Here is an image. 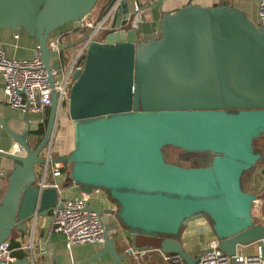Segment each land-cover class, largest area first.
<instances>
[{
	"label": "water",
	"instance_id": "water-1",
	"mask_svg": "<svg viewBox=\"0 0 264 264\" xmlns=\"http://www.w3.org/2000/svg\"><path fill=\"white\" fill-rule=\"evenodd\" d=\"M99 1L0 0V30L23 29L34 37L52 82L57 52L49 47L51 35L89 17ZM116 2L110 0L102 15ZM132 19L123 0L110 28L90 43L83 70L72 76L73 147L52 161L70 166L62 188L102 190L115 202V210L88 207L104 222L102 253L117 264L124 256L111 232L120 237L121 228L133 251L155 248L195 264L197 242L207 239L233 255L264 238V223L253 214L258 197L244 187L264 162L263 148L256 147L264 136V27L226 3L163 11L153 34L141 35ZM58 117L53 92L37 144L31 130L7 128L21 153L0 151L13 162L0 200V244L27 234L34 216H48L58 203V189H41L37 171L49 163L42 153ZM165 147L178 148L179 160L190 165L168 162ZM192 222H204L200 235L185 232Z\"/></svg>",
	"mask_w": 264,
	"mask_h": 264
},
{
	"label": "built area",
	"instance_id": "built-area-1",
	"mask_svg": "<svg viewBox=\"0 0 264 264\" xmlns=\"http://www.w3.org/2000/svg\"><path fill=\"white\" fill-rule=\"evenodd\" d=\"M122 1L117 0L115 5L100 17H91L90 15L76 22L78 24L75 28L77 39L85 35H88V38L72 48L68 63L59 64L58 62L66 44L73 43L76 38L73 37L71 42L68 41L67 36L49 40L50 49L57 52L51 61L52 82L39 52L30 59L9 58L5 48L0 44V76L4 80V93L10 106L20 110L25 115L45 112L52 104V93L56 92L59 102V116L62 112H66L70 100V88L73 84V74L83 70L85 54L90 43L98 39L104 29L110 28L116 7ZM160 1L162 0H146L144 3L151 6ZM130 12L133 14L132 27L138 28L142 12L141 2L134 0ZM255 23L264 27V0L259 4ZM54 143L55 134L51 144L42 153V156L49 163L40 166L42 177L39 180L41 189L48 187L58 189V203L50 212L53 228L55 231L65 234L68 248L86 243H104V222L100 215L88 207L94 208L90 201L98 198L100 190H94L91 194L82 193L76 198H68L63 195L62 184L59 180L68 176L70 166L63 162H52L58 156L55 155ZM115 209L112 206V210ZM36 218L35 215L34 220ZM250 245L254 247V251L243 253L242 247ZM32 247L33 242L29 245V248L32 249ZM42 249L45 250L46 247L43 246ZM127 252L136 253L132 246L127 248ZM161 257L165 264H188L178 253L166 254L161 252ZM18 261L12 253L11 241H3L0 244V263L18 264ZM25 264L36 263L29 261ZM195 264H264V238L248 245L238 246L233 255L226 253L219 247V242L213 240L203 248Z\"/></svg>",
	"mask_w": 264,
	"mask_h": 264
},
{
	"label": "crops",
	"instance_id": "crops-1",
	"mask_svg": "<svg viewBox=\"0 0 264 264\" xmlns=\"http://www.w3.org/2000/svg\"><path fill=\"white\" fill-rule=\"evenodd\" d=\"M126 1L131 10V5L134 0ZM138 1L141 2L142 12L139 27L137 29L141 35H146L159 31L160 19L163 11H176L187 4H199L201 6L213 7L221 3H226L246 11L249 18L253 22H256L259 4L262 0H162L161 4H154L151 6L144 3L146 0ZM109 2L110 0H100L96 8L92 11L93 14L91 13V17L102 16ZM77 26L78 24L74 23L73 26L68 25L54 32L50 37V41L61 37V35L70 29L77 28ZM67 36L69 42L72 41L73 37H75L76 40L78 38L76 34ZM0 44L5 48L9 58L30 59L39 52L38 44L34 37L23 29H19L18 31L1 29ZM45 116L46 111L25 115L20 110L10 106L4 93V80L0 76V151L14 152L16 154L21 153L18 144L14 141L7 128L17 134H24L27 130H31L32 137H34L33 131L44 122ZM70 137L72 138L71 141H73V123L65 112H62L58 117L55 129V140H57V143H54L55 152H58V154H67L69 152L67 151V146ZM36 141L37 139L34 137L32 144L35 145ZM63 143L65 148L62 146ZM12 168V160L0 155V200L8 186L6 176ZM40 170L41 167L39 166L37 168L39 180L42 177ZM249 177L250 184L254 188L253 193L258 195V199L254 204L253 214L257 216L259 222L264 223V164H259L256 171ZM65 179V177L60 178L59 182L62 184ZM99 192L98 198H94L102 199V205L99 209H112V206L115 207V202L110 199L106 192L102 190ZM81 194L82 193L77 190L74 184L67 188H63V195L65 197L76 198ZM32 221L33 223L31 222L29 226V232L27 234L20 232V237L16 239V242L21 244V247L12 250L13 255L17 257L18 260L28 259L29 261H34L36 264H117L111 253H102L104 243H86L68 248L65 234L55 231L50 214L45 217H37L36 220L33 219ZM201 224L204 225V222H192L189 228L185 229V232L190 236L200 235L197 232V227ZM120 231V237L117 236L116 231L111 232V236L115 240L117 254L124 256L122 264H165L161 257V252H166L162 250L148 248L144 250H135V254L127 252L129 246L133 248L131 237L125 228H121ZM31 242H33L32 249L29 248ZM199 242H197V244ZM209 242L205 243L203 248ZM43 246L46 247L45 250L42 249ZM52 251L55 252V261L51 255ZM193 253H195V251Z\"/></svg>",
	"mask_w": 264,
	"mask_h": 264
},
{
	"label": "trees",
	"instance_id": "trees-1",
	"mask_svg": "<svg viewBox=\"0 0 264 264\" xmlns=\"http://www.w3.org/2000/svg\"><path fill=\"white\" fill-rule=\"evenodd\" d=\"M96 8V7H95ZM68 25H71L73 26L74 23H70V24H67L65 25L64 27L68 26ZM62 27V28H64ZM62 28L56 30V31H59L61 30ZM55 31V32H56ZM75 33H77V31L75 29H70L69 31H67L66 33H64L63 35L61 36H67V35H75ZM68 37V36H67ZM69 43L66 44V46L68 45ZM71 50L72 48H65L62 53H61V56H60V59H59V64L62 63V64H66L70 61V57H71ZM48 116H49V109L46 110V116H45V120L43 123H41L39 125V127L33 131V136L36 137L37 141H36V144L40 141V139L43 137L44 133H45V130H46V125H47V122H48ZM71 137L70 139L68 140V146H67V151H70L73 147V141H71ZM167 147L164 148V151H166ZM55 155H59L58 152H55ZM21 247V244H19L18 242H16V240H11V249L14 250L16 248H20Z\"/></svg>",
	"mask_w": 264,
	"mask_h": 264
},
{
	"label": "rangeland",
	"instance_id": "rangeland-1",
	"mask_svg": "<svg viewBox=\"0 0 264 264\" xmlns=\"http://www.w3.org/2000/svg\"><path fill=\"white\" fill-rule=\"evenodd\" d=\"M92 14H93V12H92ZM65 114L68 116L67 109H66ZM55 143H57V140H55ZM62 146L65 148L64 143L62 144ZM257 146L264 149V136H262L257 141ZM178 151H179L178 148L167 147V149L165 151V156H168L169 159H175V157L178 156ZM263 164L264 163H262V162L260 163V165H263ZM245 187H246L247 191L254 192V188L250 184V177L249 176L246 178ZM90 203H91L92 207H94V208L97 207V209H98V208H101L100 206L102 205V199L101 198L100 199H92L90 201ZM205 241H207V239L201 240L198 243L197 249L195 250V254L201 253L202 248H203V246L205 244ZM253 251H254V247L252 245H250V246H243L242 247V252L243 253H252Z\"/></svg>",
	"mask_w": 264,
	"mask_h": 264
},
{
	"label": "flooded vegetation",
	"instance_id": "flooded-vegetation-1",
	"mask_svg": "<svg viewBox=\"0 0 264 264\" xmlns=\"http://www.w3.org/2000/svg\"><path fill=\"white\" fill-rule=\"evenodd\" d=\"M256 147L257 148H260L257 146V143H256ZM264 150V149H263ZM165 158L167 159L168 162H171V163H175V164H179L181 166H189L190 163L187 162V161H184V160H179L178 156L175 157V159H169L168 156H165ZM244 187H245V181H244ZM246 188V187H245ZM247 190V189H246Z\"/></svg>",
	"mask_w": 264,
	"mask_h": 264
},
{
	"label": "bare ground",
	"instance_id": "bare-ground-1",
	"mask_svg": "<svg viewBox=\"0 0 264 264\" xmlns=\"http://www.w3.org/2000/svg\"><path fill=\"white\" fill-rule=\"evenodd\" d=\"M258 196V195H257Z\"/></svg>",
	"mask_w": 264,
	"mask_h": 264
}]
</instances>
